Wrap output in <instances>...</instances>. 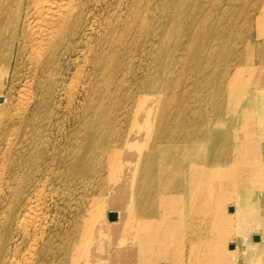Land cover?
<instances>
[{
    "label": "bare ground",
    "instance_id": "6f19581e",
    "mask_svg": "<svg viewBox=\"0 0 264 264\" xmlns=\"http://www.w3.org/2000/svg\"><path fill=\"white\" fill-rule=\"evenodd\" d=\"M263 7L0 0V264H264Z\"/></svg>",
    "mask_w": 264,
    "mask_h": 264
},
{
    "label": "rangeland",
    "instance_id": "374dc122",
    "mask_svg": "<svg viewBox=\"0 0 264 264\" xmlns=\"http://www.w3.org/2000/svg\"><path fill=\"white\" fill-rule=\"evenodd\" d=\"M245 0H242V4L244 3ZM240 7H241V3H240ZM237 20H238V24H240V26L237 24V26H235L234 28H232V24L231 26V30H229L226 34L227 36H230L231 43L229 45V48L231 49L230 53H222L220 54V52L216 53L214 55V59L216 60L217 65L222 69H228L227 73L228 76L230 77H234L233 76V72H235V70H239L240 72L244 71L246 74V77L248 76L247 73H250L251 67L255 66V62L257 63V61L259 60V56L260 53L259 51L264 50V7L259 10L257 13H255L254 15L248 14L246 12V10H242V12H240L237 15ZM235 19V16H234ZM233 42V43H232ZM240 46L242 49L245 48L246 49V57H245V61H241L239 60V58H237V56L234 54L235 52H237L236 47ZM219 49V47H218ZM217 49V50H218ZM237 62H245L244 64H240L238 66ZM73 68L71 69L70 73L67 75V80L68 82L75 77V79H73V83L77 80L81 79V74L80 75H73L72 72ZM228 77L224 78L225 83L228 82ZM67 101V97H65L64 101ZM193 105V104H192ZM65 108L64 110L66 111H61L64 114H67V110L70 109V107H67L66 105H64ZM63 109V108H62ZM60 112V113H61ZM69 112V111H68ZM108 208H115V209H120V204L118 203H110L108 204ZM122 208V207H121ZM123 212V208L121 209ZM52 214H54L53 212H50L48 216H53ZM63 214V212H62ZM72 242V241H71ZM62 243L65 245V248L69 247L68 245V239H63ZM71 247V245H70ZM59 251V250H57ZM51 257L48 258L49 264H55L51 262ZM67 258V257H66ZM161 260H163L162 258H160ZM65 262V261H64ZM64 264V263H63ZM113 264V263H112ZM185 264V263H184Z\"/></svg>",
    "mask_w": 264,
    "mask_h": 264
},
{
    "label": "water",
    "instance_id": "95a60500",
    "mask_svg": "<svg viewBox=\"0 0 264 264\" xmlns=\"http://www.w3.org/2000/svg\"><path fill=\"white\" fill-rule=\"evenodd\" d=\"M108 218L109 219H115L116 218V213L114 211H109L108 213ZM257 235L254 236V239H257Z\"/></svg>",
    "mask_w": 264,
    "mask_h": 264
},
{
    "label": "crops",
    "instance_id": "0c3cea01",
    "mask_svg": "<svg viewBox=\"0 0 264 264\" xmlns=\"http://www.w3.org/2000/svg\"><path fill=\"white\" fill-rule=\"evenodd\" d=\"M112 264V263H111Z\"/></svg>",
    "mask_w": 264,
    "mask_h": 264
}]
</instances>
